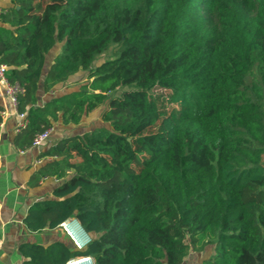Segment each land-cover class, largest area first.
Returning <instances> with one entry per match:
<instances>
[{
    "label": "trees",
    "instance_id": "1",
    "mask_svg": "<svg viewBox=\"0 0 264 264\" xmlns=\"http://www.w3.org/2000/svg\"><path fill=\"white\" fill-rule=\"evenodd\" d=\"M0 65L21 89L19 150L107 105L109 127L50 145L28 182L59 181L30 231L75 219L89 242L24 243L22 264H184L208 247L196 264H264V0H11Z\"/></svg>",
    "mask_w": 264,
    "mask_h": 264
},
{
    "label": "crops",
    "instance_id": "2",
    "mask_svg": "<svg viewBox=\"0 0 264 264\" xmlns=\"http://www.w3.org/2000/svg\"><path fill=\"white\" fill-rule=\"evenodd\" d=\"M10 6L11 0H0L2 10ZM62 87L63 84L57 86L55 92L49 95L42 94L40 102L49 99L50 95L59 96L58 90ZM18 124L17 110L0 88V264H22L24 257L19 247L24 243L48 246L63 242L72 250L77 249L62 225L40 232H32L25 225L30 207L51 199L53 189L59 185V181L53 178L45 179L34 188L28 185L31 175L44 163L39 155L59 139L74 135L76 126L57 123L41 148L22 151L14 144Z\"/></svg>",
    "mask_w": 264,
    "mask_h": 264
},
{
    "label": "rangeland",
    "instance_id": "3",
    "mask_svg": "<svg viewBox=\"0 0 264 264\" xmlns=\"http://www.w3.org/2000/svg\"><path fill=\"white\" fill-rule=\"evenodd\" d=\"M111 53L110 51L103 54L102 56H99L97 59V64H100L106 59L111 58ZM87 73L86 72H79L75 74L73 77H71L66 83L63 84V87L60 88L58 91V94H63L66 93L69 90H76L78 89L81 85L87 82L86 80ZM122 89L120 90V92ZM160 93V91L156 92ZM107 105H103L96 109L94 112L86 115L81 123L76 126V129L74 131L75 134H80L86 131H91L97 128L101 127H109L107 123H105L102 120L103 113L106 111ZM88 236V235H87ZM89 238V237H88ZM85 247V246H84ZM84 247L82 249H84ZM212 247H208L207 250L203 253H192L184 262V264H196L200 262L202 259L205 257H209L212 254ZM79 259V258H78ZM77 260V259H74Z\"/></svg>",
    "mask_w": 264,
    "mask_h": 264
},
{
    "label": "built area",
    "instance_id": "4",
    "mask_svg": "<svg viewBox=\"0 0 264 264\" xmlns=\"http://www.w3.org/2000/svg\"><path fill=\"white\" fill-rule=\"evenodd\" d=\"M1 13H2V9L0 8V14ZM6 70H7V67L5 65H0V88L3 89L5 95L8 97L10 103L17 110V96L21 92V89L18 85L11 84L8 81V79L5 75ZM17 115L19 118V124L17 127V132H19L20 130H22L23 128L26 127L27 118H26L25 113H19L17 111ZM50 132H51V130H48V131L38 135L34 139L31 148H37V149L41 148L43 146L44 142H46L48 140ZM74 222H76V221L75 220H69V221H66V223H63L62 226H63L64 231L66 232L67 236L69 237V239L75 245V247L77 249H82L84 246H86V244L83 247H81L79 245V243L75 237V234H74L75 231L72 229V223H74ZM79 260L80 261H77L78 262L77 264H81L83 262L81 260H87L89 264H94L93 259L90 257L81 258ZM72 261H70L68 264H70Z\"/></svg>",
    "mask_w": 264,
    "mask_h": 264
},
{
    "label": "bare ground",
    "instance_id": "5",
    "mask_svg": "<svg viewBox=\"0 0 264 264\" xmlns=\"http://www.w3.org/2000/svg\"><path fill=\"white\" fill-rule=\"evenodd\" d=\"M72 229L75 231V237L81 247H83L85 244H87L89 238L87 234L82 230L80 225H78L77 222L72 223ZM81 259V258H79ZM79 259L73 260L70 264H77V261H80ZM83 261L81 264H89L87 260H81Z\"/></svg>",
    "mask_w": 264,
    "mask_h": 264
},
{
    "label": "water",
    "instance_id": "6",
    "mask_svg": "<svg viewBox=\"0 0 264 264\" xmlns=\"http://www.w3.org/2000/svg\"><path fill=\"white\" fill-rule=\"evenodd\" d=\"M75 221L78 223V221H77V220H75ZM78 225H80V224L78 223ZM80 227H81V226H80ZM81 228H82V227H81ZM82 230H83V229H82ZM83 231H84V230H83ZM84 232H85V231H84ZM88 242H89V240H88ZM88 242H87V243H88Z\"/></svg>",
    "mask_w": 264,
    "mask_h": 264
}]
</instances>
